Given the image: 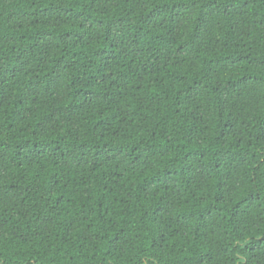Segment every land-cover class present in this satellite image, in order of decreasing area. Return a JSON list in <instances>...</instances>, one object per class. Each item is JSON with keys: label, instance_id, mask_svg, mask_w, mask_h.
<instances>
[{"label": "trees", "instance_id": "trees-1", "mask_svg": "<svg viewBox=\"0 0 264 264\" xmlns=\"http://www.w3.org/2000/svg\"><path fill=\"white\" fill-rule=\"evenodd\" d=\"M0 264H264V0H0Z\"/></svg>", "mask_w": 264, "mask_h": 264}]
</instances>
